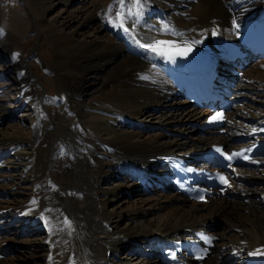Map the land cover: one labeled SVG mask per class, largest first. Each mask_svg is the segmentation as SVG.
<instances>
[{
	"label": "bare ground",
	"instance_id": "obj_1",
	"mask_svg": "<svg viewBox=\"0 0 264 264\" xmlns=\"http://www.w3.org/2000/svg\"><path fill=\"white\" fill-rule=\"evenodd\" d=\"M74 1L27 0L33 20L16 10L7 15V27L0 19V58L13 72L0 71V119L19 99L31 107L33 119L28 132L0 128V248L10 245L6 231L14 219L27 224L25 230L31 225L32 234L45 232L43 238L26 239L30 260L16 257L0 264H128L113 260L120 249L128 259L141 254L136 264H155L162 258L158 251L140 249L139 243L152 247L154 234L174 237L197 227L213 234L212 245L202 260L188 258L185 264H221L236 257L263 261L264 170L255 168L264 169V156L232 174L234 188L205 202L189 203L183 195L158 189L157 173L166 153L213 142L235 146L231 138L264 122V58L242 68L244 77L224 75L234 81L227 129L201 133L194 123L206 110L180 98L171 77L177 64L156 57L144 44L166 37L215 60L264 0H80L62 17L45 19L55 4ZM30 27L45 32L54 46L46 68L58 79L49 97L28 62L37 43L23 55L15 50L26 42L18 37L29 38ZM84 27L91 35L76 39ZM154 125L159 129L150 132ZM10 163L17 172H6ZM135 192L146 196L116 200L120 193ZM24 193L23 200L13 198ZM218 218L221 223L213 224ZM19 231L11 234L17 237ZM258 250L261 254L253 255Z\"/></svg>",
	"mask_w": 264,
	"mask_h": 264
},
{
	"label": "rangeland",
	"instance_id": "obj_2",
	"mask_svg": "<svg viewBox=\"0 0 264 264\" xmlns=\"http://www.w3.org/2000/svg\"><path fill=\"white\" fill-rule=\"evenodd\" d=\"M88 1V0H87ZM90 1V0H89ZM94 1V0H92ZM80 0H75L73 3H68L66 5L64 4H60L57 3L55 4V6L46 13L45 15V19L48 20L49 18L51 19L53 16L56 15H61V17L63 15H65L63 13V11L66 8L72 9L75 8L79 3ZM16 10V11H15ZM5 16H3V12H5ZM12 11L17 12V15L19 17H24L28 20V18L32 19V11L30 10V7L27 4V0H0V19L1 22H3L2 24L4 26H8L9 23L7 22V17L9 16V18L12 16ZM8 15V16H7ZM21 15V16H20ZM3 16V17H2ZM58 18L57 20L60 21L62 18ZM98 21H96L97 23ZM6 24V25H5ZM77 24V22H74L72 25ZM83 29V30H82ZM85 32V33H84ZM90 30L87 27L81 28L80 34H77L76 39H83L85 38L87 35H91L90 34ZM26 37L29 36V38H25V37H18V40L20 42L26 41L25 44L21 43L18 45V47H15V50L19 53V54H24V52L28 51L29 49L32 48V46L34 44L37 43L38 46V50L35 52L34 55H32L29 59L28 62L31 65L32 70L34 71V73L36 74L37 78H39L45 88H44V93L45 96H50L55 94L56 92V79H58L54 73L50 70L46 68V65L49 64L51 61H53L54 57H55V53H54V49H53V43L51 42L50 38L45 34V32H40L39 30H36L35 28L30 27L29 30H26ZM8 65V63H6L5 61H3L0 58V71H4V73H6L7 75L11 76L13 75V72L11 71L10 67ZM246 76V74H245ZM11 86H15L14 89H17V85L16 84H12ZM84 100L86 99L85 97L83 98ZM21 100V99H19ZM18 101V103L16 104L15 107H13L14 109L12 110L13 112H10L9 114L1 117L0 119V128L2 129H6L7 131H10V127H23V129L25 131H30L33 128V123H32V118L31 116V107H28L27 104H23V101ZM171 101V100H170ZM184 106L189 107V104H187V102H184ZM169 105L166 104L164 107H166L165 109L163 108H159V109H163V111L167 112L168 111V107ZM171 106H176L174 104H172ZM179 106V105H178ZM177 106V107H178ZM157 114V113H154ZM150 121V120H148ZM153 121H155V119H153ZM156 123V122H155ZM11 125V126H10ZM157 125H154V129H151L150 132H153V130L155 129H159L156 128ZM196 129V128H195ZM196 134H199L197 129H196ZM17 165V164H16ZM7 171L8 174H12L13 172H17L16 170V166L15 164H8ZM264 169L263 167L261 169H258L259 172H262ZM263 173V172H262ZM255 180H257V178H255ZM26 183V182H25ZM22 185H26L24 183H22ZM21 185V186H22ZM21 192V190H19ZM18 191V192H19ZM26 193V192H25ZM21 195V197L15 195V197L13 196V198L15 199H19V200H23L26 198V195ZM149 193H147L148 195ZM146 196V193L141 192L140 194L138 192L135 193H127V194H123L120 193L118 195V197L116 198V200L118 202L123 201L124 199H130V200H135L137 197L140 196ZM10 196L5 197V199H11ZM228 197V196H227ZM191 202L192 200H189ZM14 202H17L14 201ZM13 222H9L12 225H10L9 227L11 229H7V233H8V243L10 245H7V251L5 253H3V255L0 256V261H11L12 258H18L21 262L26 260H30L31 259V255L29 253L28 250V243L26 242V239L31 238H43L45 232H43L41 229L37 230V233L32 234L33 231V227H31V225H28L27 230H23L21 227L24 225V222L22 220H16ZM23 223V225L20 226V224ZM213 224H220L221 223V219L218 218L216 220L212 221ZM16 224V225H15ZM27 226V224H26ZM220 226V225H219ZM1 228V227H0ZM3 228V227H2ZM208 229V228H207ZM11 230V231H10ZM20 230V231H19ZM19 231V235L17 237H14L13 234H11L12 232H16ZM34 236V237H33ZM27 237V238H26ZM9 246V247H8ZM140 251V250H139ZM127 252L125 253V251L123 249H120L119 251H117L114 256H113V260L114 261H127L128 264H132V263H137L136 260L141 256V254L139 253H135L131 255V258H127L126 256ZM157 262V260H156ZM200 263H194V264H201ZM156 264V263H155ZM193 264V263H191ZM221 264H225L224 262H222Z\"/></svg>",
	"mask_w": 264,
	"mask_h": 264
},
{
	"label": "snow or ice",
	"instance_id": "obj_3",
	"mask_svg": "<svg viewBox=\"0 0 264 264\" xmlns=\"http://www.w3.org/2000/svg\"><path fill=\"white\" fill-rule=\"evenodd\" d=\"M140 3V0H137V4ZM131 14V13H130ZM121 16V24H123V13L120 14ZM165 29H167V25H165ZM127 30V29H126ZM198 43V41H197ZM145 48L150 49L152 52L158 54V55H163L167 56L168 59H174L175 56H187L188 53L192 51V46L191 44H185L183 47H181L179 44H176L175 42L172 41H157L155 44L151 45H144ZM213 121L217 120H222L223 119V114L222 113H217L211 118ZM264 130V129H262ZM257 129L253 128L252 132L255 133ZM234 155H239V153L234 154ZM229 160L232 159V156L228 157ZM247 159V157H245ZM220 179L227 184L228 180L225 177H220ZM230 186V185H229ZM261 254L258 250L257 253H253V255H258ZM198 259H203V256L198 257Z\"/></svg>",
	"mask_w": 264,
	"mask_h": 264
}]
</instances>
